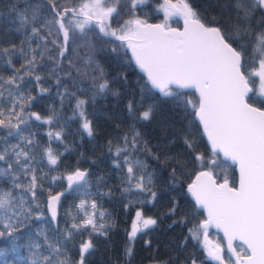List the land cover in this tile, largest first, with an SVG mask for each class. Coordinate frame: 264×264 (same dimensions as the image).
<instances>
[{
    "label": "trees",
    "instance_id": "obj_1",
    "mask_svg": "<svg viewBox=\"0 0 264 264\" xmlns=\"http://www.w3.org/2000/svg\"><path fill=\"white\" fill-rule=\"evenodd\" d=\"M82 1L52 0V3L57 10H62L76 8ZM186 2L196 10L201 22L221 27L229 34L234 29L248 28L250 33L264 29V23H259L264 20V7L256 5L255 0H248L244 8L251 13L250 21H242L243 12L238 14L236 10L237 0ZM103 5L117 8L106 20L110 24L106 30H115L117 35L104 36L94 22L84 33L76 30V39L61 56L62 34L57 44H52L57 36L54 30L49 36L50 26L46 24L55 18L50 0H0V50L16 53L11 57L0 53V78L6 82L19 77L10 87L7 83L0 84V112L3 113L0 120L13 125L19 123L20 117L25 121L19 136H8L7 127L0 129V152L7 149V162L0 161V168L7 169L8 163L14 164L12 175L0 176V189L11 190L18 198L24 196L33 209L24 222L26 227L20 229L21 238L15 251L9 249L7 240L0 239V248L4 249L0 252V264L5 261L33 264L34 260L39 264L51 254L48 245L57 243L61 254L56 259L80 264L79 247L85 240H91L93 247L84 253L83 264H192L193 260L196 264H229L232 259L222 238L212 229H207V236L221 246L223 262L212 261L207 256L202 241L204 229L199 228L202 212L188 197L185 185L201 168L208 169L216 180L227 179L229 184H234V166L207 147L194 117L195 109L184 103L189 99L197 105L193 90L169 86L173 95L166 96L161 90L152 89L131 63L126 40L118 39L128 30L127 27L121 30L125 21L138 18L177 27L180 16L166 15L161 0H145L135 8L132 0H106ZM21 13L26 22L19 18ZM34 13L36 19H33ZM33 27L39 29L40 37L47 38V43L42 45L43 57L40 49L35 53V69H29L25 66L26 60L33 54L23 55L19 50L23 48L27 52L29 47L36 49L40 44L39 38H32ZM254 43L246 44L241 71L252 88L247 101L264 107V94L256 91L255 75L251 73L259 60L253 53ZM105 80L109 87L101 92L98 84ZM176 94H180L179 102ZM78 100L86 101L82 109L84 117L80 116L81 109L76 108ZM150 106V118L142 119L141 114ZM85 119L91 122V135L82 128ZM13 149L28 153L27 167L32 171H24L23 157L15 165ZM49 149L57 158L54 165L48 160ZM117 149L123 151L118 155ZM197 156L203 159L197 160ZM129 164L133 167L132 179ZM77 167L85 169L87 182L63 191L57 217L51 221L45 210V197L63 189L64 174ZM33 175L37 184L33 189L36 201L30 197L32 191H27ZM140 177L144 178L143 191L136 188ZM14 179L22 188L12 187ZM81 202L85 206L88 202L95 203L94 221L97 227L105 225L103 230L96 232L91 226L72 228L84 221L77 210ZM37 211L42 213L39 220ZM137 211L144 218L156 219L157 223L130 239ZM190 229L193 232L199 229L197 239L192 238ZM41 231L45 235H40ZM37 244L40 246L35 247ZM233 245L238 254L246 252L241 243L234 241Z\"/></svg>",
    "mask_w": 264,
    "mask_h": 264
},
{
    "label": "snow or ice",
    "instance_id": "obj_2",
    "mask_svg": "<svg viewBox=\"0 0 264 264\" xmlns=\"http://www.w3.org/2000/svg\"><path fill=\"white\" fill-rule=\"evenodd\" d=\"M50 3L55 18L46 21V24L50 26L49 36L52 35L53 30L57 36V39L51 41L52 44H57L62 34L61 56L67 51L68 45L76 39V30L84 33L86 28L93 25L94 22L104 36L117 35L115 30H106L110 28V24H106V20L117 12L116 7L107 9L102 7L106 0H93L91 4L82 3L78 8H63L62 10H57L52 0ZM143 3L145 0H132V7L135 8ZM255 3L264 7V0H255ZM247 4L248 0H237L236 10L238 14L243 12L242 21L251 19V13L244 11ZM170 7L176 8L183 15L185 20L183 32L175 29L166 31L165 25H147L137 18L125 21L121 30L127 27L128 31L118 39L128 41L136 63L147 73L150 84L159 88L166 96L173 95L170 85L180 88L194 86L199 91L198 106L189 99H185L184 103L196 109V116L208 134L214 154L219 149L225 157L239 164V188H230L227 179L222 184H216L212 179L211 172H201L197 176V182L189 185V191L195 197L196 204L208 210V219L199 226L204 229V245L207 256L212 260L221 262L223 260L219 246H208L207 228L209 225L215 224L217 227L222 226L225 235L229 237L228 247L230 250L233 239L238 238L247 245L251 255L245 264H264V109L253 107L248 103L246 97L252 88L249 87L248 77L241 71L246 44L254 41L253 53L259 56V71L255 74L264 80V29L255 33H250L248 28H244L242 31L234 29L232 34H229L221 27H206L201 22L196 10L186 0H181L179 5H170ZM19 18L22 22H26L23 13ZM33 19H36L35 13ZM259 23H264V20ZM32 38L40 40L36 49L29 47L27 52L23 48L19 50L23 55L33 54L31 59L26 60L25 66L29 69H35L37 63L35 53L37 49H40V55L43 57L42 45L47 43V38L40 37L39 29L35 27L32 28ZM242 40L245 42L240 43ZM233 44H237V47H233ZM0 53L9 57L16 54L9 49L0 50ZM8 64L11 65V59L8 60ZM101 75H103L102 72ZM18 78L12 77L6 82L0 78V84L7 83L10 87L15 84ZM39 79L37 76L36 80L39 81ZM108 87L106 80L98 84V90L101 92ZM41 91L46 90L42 89ZM179 95L176 94L178 102ZM85 103V100H78L76 104V108L81 109V117H84L82 109ZM15 106L17 105L14 103ZM131 109L130 103L129 110L131 111ZM151 112L150 106L141 114V118L148 120ZM0 115L3 113L0 112ZM36 119L39 120L40 117L37 115ZM51 119V117L48 118L49 122ZM24 123L22 117L19 118V123L14 125L5 124V121L0 120V129L7 127L10 129L8 136H19L21 125ZM82 128L89 135L92 134L90 121L85 119ZM55 135L59 137L60 134L56 133ZM135 144V139H133V147ZM122 151V149H117V154L119 155ZM6 152L7 149L0 152V161L7 162ZM15 155V165H19L22 162L21 157H23L25 158L23 161L25 163L24 171H32L27 167V152H15ZM47 156L50 164L57 163V158L50 149L47 151ZM7 159L10 160L11 156H8ZM196 159L202 160L203 158L197 156ZM125 162H128L127 158ZM212 163L215 164L216 161H212ZM13 168L14 164L8 163L7 169L0 168V176L12 175ZM128 173L130 179L134 178L131 175L133 173L131 164H129ZM86 176L87 173L80 170L68 175L69 187L80 185L82 182L86 183ZM143 181L144 178L140 177L136 184V188L141 191L145 189ZM36 186V177L33 175L31 185L27 189V191H32L33 198L35 197L33 189ZM12 187L22 188V185L16 183L14 179ZM152 196L155 197L156 193L153 192ZM59 200L60 195L58 194L51 196L48 201V209L53 221L57 216L56 204ZM84 206V202H81L79 207L83 208ZM92 207H96L94 202ZM32 211L33 209L28 206L24 196L18 198L11 190L0 189V239L8 241L10 250H16L17 241L21 238L20 229L26 227L24 222L29 219ZM94 215L85 219L81 225L74 224L72 228L80 230L91 226L96 232L103 230L105 225L101 224L97 227ZM41 216L42 213L37 211L36 219L39 220ZM100 216L103 217L104 213L101 212ZM156 223V219L144 218L143 213L137 211L129 238H135L138 232L150 229ZM198 230L197 232L189 230L193 239H197ZM40 235L45 234L41 231ZM70 235L71 232L68 233L69 237ZM45 239L47 240V236ZM39 246L35 245V247ZM48 247L51 249V254L43 257L39 264H67V261L55 258L61 254L59 243L49 244ZM92 247L91 240L80 246V264H83L84 253H87ZM3 251L4 249L0 248V252ZM127 251L131 255L132 249L129 248ZM4 264H7V261ZM33 264H37V262L34 260ZM192 264H196L195 260L192 261Z\"/></svg>",
    "mask_w": 264,
    "mask_h": 264
},
{
    "label": "water",
    "instance_id": "obj_3",
    "mask_svg": "<svg viewBox=\"0 0 264 264\" xmlns=\"http://www.w3.org/2000/svg\"><path fill=\"white\" fill-rule=\"evenodd\" d=\"M161 3H162L165 7H167L168 9L172 10L174 13H177V14L180 16V25H179V26H177V27H175V26H165V30L167 31V30H170V29H175V30H177V31L183 32V31H184V27H185V20H184L183 15L180 14V13L177 11L176 8H172V7H170V5H179V4L181 3V0H161ZM142 21H144L145 24H147V25H157V24H161L159 21H149V20H142ZM202 23H203V22H202ZM161 25H162V24H161ZM205 26H206V27H216L215 25H206V24H205ZM126 50H127V53H128V55H129V58H130V60H131V63L133 64V66H134L139 72H141V74H142V75L147 79V81H148L147 73H146L143 69H141L140 66L136 63V60H135V58H134V56H133L132 49L129 47L128 43H127ZM148 84H149V86H150L152 89L157 90V91H160L159 88L153 87V86L150 84L149 81H148ZM170 86H176V85H170ZM176 87H178V86H176ZM179 88H180V87H179ZM182 89H191V90H193V92L195 93V95H196V97H197V106H198L199 95H200V94H199V91H198L194 86H192V87H186V88H182ZM248 103H249V102H248ZM250 104H251V103H250ZM252 106H253V107H257V108L264 109V107H258V106L254 105V104H252ZM194 117H195V119H196V121H197V123H198V125H199V127H200V132H201V134H202V136H203V139H204V141H205L207 147H208L211 151H213L212 143H211V141H210L209 138H208V134L204 131V129H203V125H202L201 122L199 121V118L196 116V109H195V111H194ZM216 153H218L219 156H220L222 159L227 160L229 163L233 164L234 169H235L236 179H235V183H234V184H229V183H228V185H229L230 188H239L240 170H239V164H238V162L233 161V160H231V159L225 157L224 154H223V152H222L221 150H219V149L216 150ZM77 170L85 171V169L77 167V168H74V169H72V170L66 172V173L64 174V182H65V186H64V188H63V189H60V190H57V191H54V192L48 194V195L45 197V210H46V213L48 214V216H49V218H50L51 221H53V220L51 219V213H50V211H49V209H48V201H49L50 197H51V196H56V195L59 194V195H60V198H61V196H62V194H63V191H64V190H68V189L70 188L69 185H68L67 176L73 174V173H74L75 171H77ZM201 172H210V171H209L208 169H206V168H201V169L196 170V171L193 173V175L191 176L190 180H189V181L186 183V185H185V191H186L188 197L191 199V201L193 202V204L195 205V207H197L198 209H200L201 212H202V218H201L200 221H199V224H200V225L203 223V221H205V220L208 219V210H207L206 208L201 207V206H198V205L196 204L195 197H194V196L192 195V193L189 191V185H192L193 183L197 182V176H198ZM212 179H213V180L216 182V184H218V185L224 183V181H225V180H216V179L213 177V175H212ZM202 180H203V178H202ZM58 204H59V201H58L57 204H56V212H57V209H58ZM54 221H55V220H54ZM131 228H132V225H131ZM207 229H212V230L216 231L217 233H219V235L221 236L222 241H223V246H224V248L226 249V251L229 253V255H230L231 259H232V262H230L229 264H237V262H239V264H245V262L247 261L248 257L251 255V251H250V249L247 248V245H246L242 240H240V239H238V238H237V239H233V240H232V249L230 250L229 247H228V244H229V237L225 235V232H224V229H223L222 226H221V227H217L215 224H211V225L208 226ZM86 241H87V240H85L84 242H86ZM202 241H203V244H204V233L202 234ZM207 241H208V246H209V247L219 246V248L221 249V246H220L219 244H214V245H212L211 242H210V239L208 238V236H207ZM234 241H237V242L241 243V244L244 246L246 252H245V253H239V254H238V253L235 251V249H234V245H233V242H234ZM84 242H83V243H84ZM83 243H82V244H83ZM82 244H80V246H81ZM204 247H205V245H204ZM79 250H80V247H79ZM205 251H206V249H205ZM206 253H207V252H206ZM80 254H81V252H80ZM220 255H221V252H220ZM211 260H212V259H211ZM212 261L217 262V261H219V260H212ZM219 262H221V261H219ZM222 262H223V260H222Z\"/></svg>",
    "mask_w": 264,
    "mask_h": 264
},
{
    "label": "rangeland",
    "instance_id": "obj_4",
    "mask_svg": "<svg viewBox=\"0 0 264 264\" xmlns=\"http://www.w3.org/2000/svg\"><path fill=\"white\" fill-rule=\"evenodd\" d=\"M93 2V0H83L82 3H89L91 4ZM81 3V4H82ZM79 7V6H78ZM76 7V8H78ZM102 7L104 9H107L109 6H104L102 5ZM161 8L162 10L164 11V13L166 15H173L174 12L170 9H168L167 7H165L163 4L161 5ZM128 31V30H127ZM127 31H125L124 33H122V35H124ZM128 43V41H126ZM259 71V63L257 62L256 66L254 68L251 69V73H253L255 75V80H256V85H255V88H256V91L260 92V93H263L264 94V80H261V78L259 77V75H256L255 73H258ZM14 151V149L12 150V152ZM16 152V150L14 151ZM20 197V196H19ZM33 197V196H32ZM37 200V197L35 196L33 198V201H36ZM30 202V201H29ZM81 204V203H80ZM79 204V206H80ZM86 203L84 202V205ZM84 207H86L87 209L84 210ZM83 208L79 207L77 210H79V216H82V219L85 220L87 219L89 216H93V214H96V208H93L92 207V202H88V204L86 206H84ZM94 220H95V215H94ZM83 242V241H82ZM81 242V244H82ZM210 242L212 245L214 244H219L215 241H213L212 239H210Z\"/></svg>",
    "mask_w": 264,
    "mask_h": 264
},
{
    "label": "flooded vegetation",
    "instance_id": "obj_5",
    "mask_svg": "<svg viewBox=\"0 0 264 264\" xmlns=\"http://www.w3.org/2000/svg\"><path fill=\"white\" fill-rule=\"evenodd\" d=\"M30 197H32V194H30ZM219 234V233H218Z\"/></svg>",
    "mask_w": 264,
    "mask_h": 264
},
{
    "label": "bare ground",
    "instance_id": "obj_6",
    "mask_svg": "<svg viewBox=\"0 0 264 264\" xmlns=\"http://www.w3.org/2000/svg\"><path fill=\"white\" fill-rule=\"evenodd\" d=\"M58 211V210H57ZM57 217V216H56Z\"/></svg>",
    "mask_w": 264,
    "mask_h": 264
}]
</instances>
